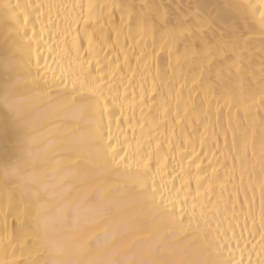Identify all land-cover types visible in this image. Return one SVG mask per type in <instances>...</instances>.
I'll return each instance as SVG.
<instances>
[{"label": "bare ground", "instance_id": "1", "mask_svg": "<svg viewBox=\"0 0 264 264\" xmlns=\"http://www.w3.org/2000/svg\"><path fill=\"white\" fill-rule=\"evenodd\" d=\"M237 4L260 0H0L27 114L23 148L0 141V264H94L114 237L132 261L264 264V27ZM155 5L184 7L161 26Z\"/></svg>", "mask_w": 264, "mask_h": 264}, {"label": "snow or ice", "instance_id": "2", "mask_svg": "<svg viewBox=\"0 0 264 264\" xmlns=\"http://www.w3.org/2000/svg\"><path fill=\"white\" fill-rule=\"evenodd\" d=\"M201 4H189L187 6L188 10L196 9L197 14L198 10L201 8ZM8 6L5 5V8ZM16 8H20V5H15ZM156 8L155 16L159 17L164 26V21L170 22V17L174 14L173 8L178 12L179 8L184 7L183 5L173 6L166 8L164 5H155ZM233 7L237 9H250L254 12H259L261 25L264 27V0H260L259 7L255 4L242 5L237 4ZM28 16L27 14L23 17V23L27 24ZM0 71L4 73L3 80H0V141H3L5 151L9 150V146L15 147L17 149H22L25 142V130L27 126V114L24 109H22L16 102L17 88L20 85L19 80L13 79V74L17 71V64L13 58L11 51L8 48H5L2 53H0ZM75 84L73 89H75ZM107 103L103 104V108L107 107ZM18 170H5V178L17 176ZM95 176H89V181L94 180ZM141 186L145 191L151 195L153 200L157 196L160 197L163 201L164 196L167 192L172 191L169 189L166 179L161 178L158 183L155 179L154 174L151 169L147 167V164L144 165V172L140 179ZM21 197H26L28 195V190L25 187L20 188ZM37 195L32 193V196ZM166 208V206H164ZM175 204L172 205V209H166L170 213L174 214ZM10 212V210H9ZM9 212H5V215H8ZM180 221H183L184 217L180 215L178 217ZM223 239V237L221 238ZM126 247L122 237H114L111 241V246L108 250L107 258L103 260L95 261L94 264H182V262L176 260H161V259H142V260H129L126 259L123 253V249ZM227 249L228 245L225 243L223 245L217 244V248ZM214 264H233V262L228 258H219Z\"/></svg>", "mask_w": 264, "mask_h": 264}]
</instances>
